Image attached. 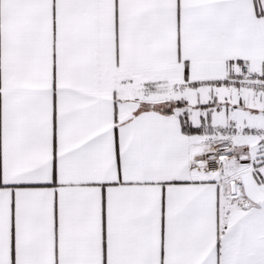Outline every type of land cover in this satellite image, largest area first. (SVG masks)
<instances>
[{"label": "snow or ice", "instance_id": "1", "mask_svg": "<svg viewBox=\"0 0 264 264\" xmlns=\"http://www.w3.org/2000/svg\"><path fill=\"white\" fill-rule=\"evenodd\" d=\"M0 264H264V0H0Z\"/></svg>", "mask_w": 264, "mask_h": 264}]
</instances>
